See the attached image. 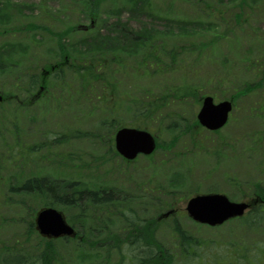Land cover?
<instances>
[{
  "label": "rangeland",
  "instance_id": "obj_1",
  "mask_svg": "<svg viewBox=\"0 0 264 264\" xmlns=\"http://www.w3.org/2000/svg\"><path fill=\"white\" fill-rule=\"evenodd\" d=\"M89 2L0 0V46H14L12 56L16 59L31 53L37 55L43 65L47 60L56 58L55 62L58 61L54 56L57 40L51 32L25 29L23 25H44L52 31L77 26L64 43L78 45L82 36L90 34L99 41L111 32L120 37V30L114 24L121 21L129 24L131 33L126 32L132 36L144 31L151 34L152 30L156 33L150 39L161 40L168 48L182 46L184 54L173 63L165 57L169 66L163 74L147 76L142 70L136 72L130 68L116 71L118 92L130 97L129 104L125 103L119 113L94 107L96 100L89 92L78 98L77 84H71V93L58 90L61 95L58 100L35 102L27 108L16 104L2 106L4 114L0 119L6 124L2 132L7 142L14 136L15 123L27 146L77 131L89 136H69L64 143L42 148L37 156L27 150L30 155L27 164H7L1 168L0 245L19 247L22 254H27L23 249L31 251L39 245L40 235L31 234L30 240L25 241V234L32 214L29 207L35 208V219L44 206L31 202L28 209L11 205L21 199L14 194L21 193L9 186L31 175H43L56 180L79 181V187L103 186L126 191L136 197L135 213L144 219H153L174 208L173 214L154 226L156 239L166 247L174 248L177 243L178 235L172 229L176 222L204 243L199 250L205 262L217 264V255L232 248L244 254L246 260H227L230 264H264V216L258 219L248 212L243 218L212 226L193 220L186 211L188 199L195 194L216 191L234 201H246L253 198L251 189L256 183L264 184V139H254L255 134L264 131V120L260 122L251 114L264 100V87L237 98L230 122L217 132L196 127L202 102L192 98L181 103L172 101L165 111L149 120L138 116L135 108L136 103L144 100L145 90L157 95L177 84H195L203 87L200 95L212 94L219 102L233 97L245 83H255L259 68L264 69V0H150L143 8L145 12L135 14L136 6L128 0H104L99 2L96 19L90 15ZM92 23L96 27L89 30ZM12 27L16 29L7 31ZM190 44H196L197 49L189 50ZM8 70L0 71V85L14 81V73ZM111 120L114 125L110 124ZM119 123L150 131L157 137L158 149L151 157L141 155L133 162L114 156L109 149L114 146L112 131ZM4 147L0 137V152ZM58 209L74 226L69 211ZM75 211L81 214L78 208ZM111 220L110 227L123 233L121 221L115 216ZM153 221H157L156 218ZM60 248L58 261L62 264H88L96 260L90 248L77 251L68 243H62ZM141 250V245L135 246L131 254L140 256ZM17 252L0 250V258ZM130 262L128 260L127 264Z\"/></svg>",
  "mask_w": 264,
  "mask_h": 264
},
{
  "label": "trees",
  "instance_id": "obj_2",
  "mask_svg": "<svg viewBox=\"0 0 264 264\" xmlns=\"http://www.w3.org/2000/svg\"><path fill=\"white\" fill-rule=\"evenodd\" d=\"M89 1L90 15L96 19L99 2L104 0ZM128 2L136 6L134 11L133 7L131 9L134 14L141 13L144 11V6L150 4V0H128ZM242 2H246V0H242ZM127 24L121 21L114 24V27H118L120 30V37H116L115 33L111 32L99 41L93 34H90L89 36H82L84 38L78 45L64 43V39L70 36L77 26L52 31L44 25H23L25 29L35 28L51 32L58 44V48L56 51L54 50V56L57 57L58 61L55 62V58L54 60H47L41 65L40 59L32 53L27 57L22 56L20 59H16L17 57L12 56L14 54L12 51L15 50L14 46L11 44L1 45L0 71L9 69L8 71L13 72L15 76L10 85H0V92L4 97V100L0 102V117L4 114L2 106L5 104H16L27 108L30 106L27 102L30 95L41 89L42 94L36 102L58 100L61 96L59 92H72L71 84H77L78 89H80L75 92L78 98L82 97L85 92H89L92 98L96 100L94 107H100L102 110L106 109L113 113L121 112L125 103L129 104L130 97L129 94L123 96L118 92L119 80L116 71L121 69L123 72L130 68L136 72L142 70L147 76L163 74L169 66L165 57L173 63L180 55L184 54L185 50L182 46L168 48L161 40L150 39V36H155L154 33H156L152 30L151 34L144 31L140 35L132 36L129 34L131 27ZM93 26L96 27L95 24H91L89 30L93 29ZM15 29L16 27H12L7 31ZM197 47L196 44H190L189 50L197 49ZM135 54L137 55L135 56ZM259 70L258 80L255 83H245L237 89L232 97L234 100L246 96L250 91L264 87V69L259 68ZM58 90L60 91L58 92ZM145 91L144 100L136 103L135 108L138 116L146 117L148 120L165 111L174 100L181 103L192 98L197 102L201 101L204 95H200L203 87L185 83L168 87L157 95L150 90ZM23 94L26 96L20 98V102L15 101ZM75 100L78 99L75 98ZM251 114L260 122L264 120V100L260 101L258 107L251 110ZM192 122L194 125V121ZM110 124L114 125V120H111ZM16 125L15 123L13 138L7 142L4 132H2V127L6 124L2 123V118L0 119V137L3 145L6 146L0 152V170L7 164H16V166L27 164V158L30 156L26 152L27 150L34 152L37 156L42 148H49L51 144L64 143L70 137L89 136L86 132L77 131L71 135L61 134L52 140L48 138L42 143L27 146L22 141ZM120 126V123L117 124L116 129ZM254 139L256 141L263 140L264 131L260 130L254 135ZM109 150L114 156L117 155L112 147ZM42 156L45 157V155ZM21 168L24 169L23 166ZM79 183V181L56 180L48 176L31 175L21 182L16 181L10 184L9 188L21 193L14 194L21 199L14 200L11 205L28 209L31 202L34 205L39 203L37 204L39 206L61 207L65 211H69V218L78 230L76 229L77 235L75 237L59 239L42 237L36 229L33 218V209L35 208L31 206L29 208L32 209V214H30L31 219L27 225L25 241L30 240L31 234H37L41 236L39 245L34 246L31 251L23 249L24 253L27 254H22L21 248L7 247L2 244L0 250L18 252L15 255H2L0 264H62L58 261L62 243L72 245L77 251L79 248L83 251L90 248L92 257L96 260L88 264H127L128 260L131 261L130 264H210V262L204 261V255L199 250L204 246V243L193 238L176 222L172 226L178 235L174 248L166 247L162 241L156 239L154 226L160 225L161 221H153L155 217L144 219L137 215L134 208L136 198L134 195L113 187L102 186L97 189L89 188L87 185L79 187ZM251 190L264 197V184L256 183ZM76 208L81 210V214L77 215ZM106 213H108L107 217H105ZM158 213L161 212L158 211ZM248 214L256 215L258 219L264 216V212L260 209H252ZM113 216L121 221L123 233H119L110 227V222H112L110 219ZM251 223L252 221L249 222V224ZM138 245L142 247L143 257H141L142 255L134 256L131 254L132 249ZM148 249H152L153 252H149ZM88 257L90 258L91 254ZM236 258H239V261L246 260L244 254H240L231 248L226 250L224 254H218L215 261L217 264H230L231 261L227 260Z\"/></svg>",
  "mask_w": 264,
  "mask_h": 264
},
{
  "label": "water",
  "instance_id": "obj_3",
  "mask_svg": "<svg viewBox=\"0 0 264 264\" xmlns=\"http://www.w3.org/2000/svg\"><path fill=\"white\" fill-rule=\"evenodd\" d=\"M231 110L230 101L215 104L213 97L207 96L198 113V119L204 126L218 129L226 124ZM115 141L118 152L128 159H134L139 153L150 154L156 147L155 138L150 132L132 127L119 129ZM249 206L247 202L230 200L226 194L208 193L193 196L188 201L187 211L198 222L218 225L230 218L243 216ZM170 213L171 211L163 216ZM36 226L42 235L48 237L75 235L74 227L67 222L63 213L54 207L43 208L37 213Z\"/></svg>",
  "mask_w": 264,
  "mask_h": 264
},
{
  "label": "flooded vegetation",
  "instance_id": "obj_4",
  "mask_svg": "<svg viewBox=\"0 0 264 264\" xmlns=\"http://www.w3.org/2000/svg\"><path fill=\"white\" fill-rule=\"evenodd\" d=\"M256 198V197H255ZM254 198V199H255ZM252 207H260V208H262L263 209V207H264V203L260 200V199H258L257 201L255 200V201H253V205H252Z\"/></svg>",
  "mask_w": 264,
  "mask_h": 264
}]
</instances>
